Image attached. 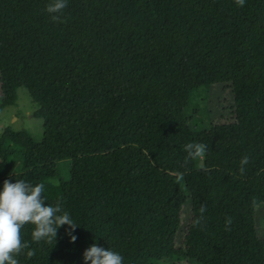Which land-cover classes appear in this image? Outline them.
Masks as SVG:
<instances>
[{"label":"trees","instance_id":"16d2710c","mask_svg":"<svg viewBox=\"0 0 264 264\" xmlns=\"http://www.w3.org/2000/svg\"><path fill=\"white\" fill-rule=\"evenodd\" d=\"M49 3L0 0V109L23 86L43 120L40 140L11 126L0 133V190L5 179L43 182L45 203L59 202L79 226L75 242L64 225L53 245L33 241L34 226L25 225L29 247L19 264H85L93 243L119 252L123 264H160L186 199V259L263 264L255 215L264 204V0L213 8L198 0H67L63 23L51 20ZM218 83L231 89L240 142L189 125L190 99ZM188 143L208 145L202 166L188 158ZM64 158L69 179L47 185ZM202 204L203 230L192 225Z\"/></svg>","mask_w":264,"mask_h":264},{"label":"clouds","instance_id":"9594fccd","mask_svg":"<svg viewBox=\"0 0 264 264\" xmlns=\"http://www.w3.org/2000/svg\"><path fill=\"white\" fill-rule=\"evenodd\" d=\"M235 4L243 7L246 0H234ZM67 7V0H51L46 6V11L51 15V20L57 23L66 22L63 17L64 9ZM208 145L203 143H188L184 150L189 159L203 157ZM249 156L244 155L240 160L239 171L245 172V165L249 163ZM45 184H31L24 179H10L3 181V188L0 190V264H19L15 258L29 245L22 240L21 230L25 225L34 226L32 239L35 242L42 240L49 244L56 243L58 229L67 225L66 234L71 242H75L77 236L75 229L79 226L65 211L58 202L55 205L45 203ZM200 215L192 220V225L203 230L206 226L204 213L207 212L206 205H201ZM233 220L231 217L225 219V230L231 231ZM53 244V245H54ZM35 255L34 251H28L29 258ZM83 259L85 264H123V256L117 252L105 249L93 243L84 250Z\"/></svg>","mask_w":264,"mask_h":264},{"label":"rangeland","instance_id":"374dc122","mask_svg":"<svg viewBox=\"0 0 264 264\" xmlns=\"http://www.w3.org/2000/svg\"><path fill=\"white\" fill-rule=\"evenodd\" d=\"M198 1L209 8H213L215 1L219 0ZM1 99L2 96L0 91V102ZM231 104L232 93L229 85L227 83H218L200 88L190 99L188 106L185 108V114L191 128L210 130L220 140L225 142H240V127L233 121L230 109ZM36 108L37 105L32 100L27 88L23 86L18 87L16 103L0 109V133L6 126H11L16 130L28 129L35 139L40 140L43 132V120L40 117L34 116ZM15 161V171H17L21 165L19 155L15 157ZM197 165H203V157L197 159ZM70 167V158L59 160L56 164V176L50 178L49 181H47V185H52V183L56 184L59 179H69ZM190 210V201L186 199L185 203L182 205L179 228L166 238H163L166 252L165 258L160 264H197L195 261L185 258L181 246L184 231L190 220ZM255 223L258 236L264 243V204L257 207Z\"/></svg>","mask_w":264,"mask_h":264}]
</instances>
